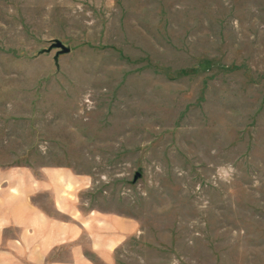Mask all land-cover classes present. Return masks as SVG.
<instances>
[{
    "label": "rangeland",
    "instance_id": "374dc122",
    "mask_svg": "<svg viewBox=\"0 0 264 264\" xmlns=\"http://www.w3.org/2000/svg\"><path fill=\"white\" fill-rule=\"evenodd\" d=\"M13 166L138 222L96 264H264V0H0Z\"/></svg>",
    "mask_w": 264,
    "mask_h": 264
},
{
    "label": "crops",
    "instance_id": "0c3cea01",
    "mask_svg": "<svg viewBox=\"0 0 264 264\" xmlns=\"http://www.w3.org/2000/svg\"><path fill=\"white\" fill-rule=\"evenodd\" d=\"M57 170L0 167V264H96L86 251L109 261L124 235L138 229L131 217L80 213L60 196L66 176Z\"/></svg>",
    "mask_w": 264,
    "mask_h": 264
},
{
    "label": "water",
    "instance_id": "95a60500",
    "mask_svg": "<svg viewBox=\"0 0 264 264\" xmlns=\"http://www.w3.org/2000/svg\"><path fill=\"white\" fill-rule=\"evenodd\" d=\"M54 48H58V51H57V53L54 56V59H55L56 62H58L59 55L61 53H66V52H70L71 51V48L69 46H67L64 42H62L60 39H53L52 40V44L48 48V50L51 51ZM138 176L139 175L137 174L135 176V179H137Z\"/></svg>",
    "mask_w": 264,
    "mask_h": 264
}]
</instances>
